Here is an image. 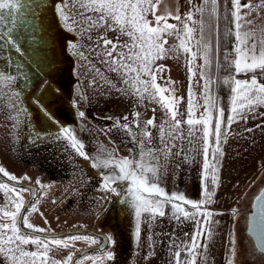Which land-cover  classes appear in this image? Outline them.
Here are the masks:
<instances>
[{"label": "rangeland", "instance_id": "1", "mask_svg": "<svg viewBox=\"0 0 264 264\" xmlns=\"http://www.w3.org/2000/svg\"><path fill=\"white\" fill-rule=\"evenodd\" d=\"M193 3L199 5L200 0H193ZM26 5L27 3H25L22 12L28 18L29 15L27 16V13L24 12ZM167 6L174 12L178 10L181 17L191 7L189 0H167ZM168 22L178 23L174 19H170ZM71 32L78 36V41L75 42L77 48H72L71 43H69L68 50L76 61V74L80 79L81 89L83 90L81 92L80 88H76L73 97V104L77 105V107L73 106L74 110L79 109L77 111L78 117L76 116L77 125L61 124L58 121L56 125L58 127L50 133H37L26 129L20 123V120H22L19 116L20 108L14 107L10 100L7 103L6 99L0 95V168H3L9 175L15 176L18 181L29 179L39 181L37 179L43 177L49 179L47 185H45L47 188L46 193H49V195L44 197L40 205L38 203L35 207L33 206L36 209L33 212L35 220L31 223L28 220V213L26 215L28 222L35 228L45 230L40 233L49 235L79 229L102 231L109 236L112 244L105 255L99 256L92 263L89 261L92 255H87L83 260H79L77 264H176L174 254L177 251L180 252V264H191L193 254L189 253L185 246L191 244L192 238L198 230H203L204 234L197 237V242L201 247L195 249L196 264L199 262L203 243L209 246L211 250L206 253L202 264H216L223 254L224 264H230V262L231 264H237V262L239 264H264V256L253 255L251 247H248L243 241H238L233 245L232 235H229L228 241L222 243L224 238L222 235H219V238L217 234L212 232H210V236L208 233L206 234L209 228H215L220 224L217 220L222 216L221 213L213 212L216 203V194L213 190L216 180L214 183L213 176L217 177L218 160L220 159V157L215 158V160L212 158L213 148L217 146L214 147L213 136L209 138L211 147H209L208 162L210 167L208 169L204 168L205 158L202 153V142L196 139L202 133L196 131L191 138L192 142L189 143L187 125L182 126L184 139L176 140L177 147L172 148V153L181 152V154L169 155L166 160L160 161L161 174L157 180L160 187L170 196L172 194L183 195L185 200L197 204L198 208H193L190 204H183L185 210L196 214L195 219L186 220L181 216L180 220H174L171 205L165 204L164 211L166 215L164 217L150 219L147 213H142L139 221L131 205V196L127 193L124 183L112 185V187H116V191H109L104 187L103 177L105 173L103 170L92 168L90 162L81 157L71 147V141L64 136L63 132H60V139L55 138L61 126L67 127L73 136L84 145L83 151L93 158L100 153L102 148L114 153L116 158H131L139 151V146L133 141L129 133L122 130V124L111 128L108 123L97 122L93 116V111L102 102H131L137 106L139 111V132L143 133L145 122L155 117L156 127L148 126L147 129L152 134L151 143L154 148L158 147L163 150L165 147L164 142L160 140L161 133L159 130L160 126L164 125V122L168 119L165 109L155 100L150 99L147 93L144 94L142 99L133 95L129 86L124 84L121 75L109 71L107 65L102 64L99 59L92 57L89 61L80 58L79 52L84 51L86 55L88 54V35L95 39L100 30L94 29L84 36H81L79 30ZM22 33V35L26 34V28L22 30ZM173 43H177V41L174 37H169L168 44ZM10 51L7 48L0 51V71L17 75L20 78L18 82L27 85L28 80L25 77L29 76L30 69H26L24 60L16 58ZM189 59H191L190 54L173 52L157 60L156 65H162L164 68L162 72L157 73V83L169 89L168 92L164 93L165 97L174 95L177 99L183 98L177 105L181 113L186 112L187 100L189 99L188 90L191 86L194 93L192 98L197 105L195 116L199 118L205 111L202 95L203 81L200 76V65L203 61L197 55L194 62L189 65ZM22 64L24 66L18 70L17 66ZM92 65H95V68L100 71H95ZM190 66L193 68L195 75L188 71ZM21 70L23 72L20 74ZM211 75L214 78L212 72ZM141 78L148 79L147 76ZM213 84H210L209 87L210 95L214 98L212 93ZM4 90L6 88L0 86L1 94ZM81 107L85 109L80 110ZM12 108L15 110H11ZM80 112H84L85 115L81 117ZM217 116L218 112L215 117L214 109L211 121L212 130H214V121L216 122L215 118ZM164 126L167 127V125ZM199 127L197 126V128ZM87 130H89V133H87ZM37 134L43 135L41 138H37ZM224 136L225 133L222 134L223 140ZM221 139L219 140V147L222 142L220 156L223 146ZM118 149L119 153L117 152ZM161 156H163V151ZM213 164L215 169L211 167ZM25 167H33L31 169L33 173L30 169H22ZM19 170L31 171V173L20 176ZM262 174L264 175V168ZM259 185L261 183L257 186L254 185L255 188L251 193L256 192ZM2 196L4 197L3 201L0 202V224H10V217L3 216L4 211H15L14 204L10 203L9 199L17 200L18 197H22L25 203L27 197L25 191L17 190L14 193L11 189L7 191V194L4 191ZM68 197H71L72 200L73 198H83L88 206L83 205L82 208H75L66 212L65 202ZM248 204V200H245L236 209L249 208ZM207 213H211V215L207 216L206 219ZM137 225L139 226L138 235ZM60 240L62 241L60 246L49 243L50 250L47 264H69L70 261L67 260V257L72 256L78 249L87 248L92 241V239H84V237L80 239L63 238ZM24 247L29 251H37L36 246L31 244ZM233 248H235V255H233ZM40 251H43V249H40ZM238 251L241 256H238ZM109 253L112 254L110 260L107 258ZM221 263L219 262V264ZM0 264H10V260L0 255Z\"/></svg>", "mask_w": 264, "mask_h": 264}, {"label": "snow or ice", "instance_id": "2", "mask_svg": "<svg viewBox=\"0 0 264 264\" xmlns=\"http://www.w3.org/2000/svg\"><path fill=\"white\" fill-rule=\"evenodd\" d=\"M27 2L28 0H0V51L6 48L13 50L22 61L28 55V49L24 47L21 38L22 30L28 27V21L22 12ZM40 2L42 3V0ZM228 2L231 4V8L226 9L224 19L229 20L232 25L228 30V35L233 38V43L232 50L226 51L224 54L225 70L230 71L234 68L236 75L253 74L249 79L244 80L236 79L235 75H230L222 81L230 87L232 93L230 98L232 115L228 117V126H230L238 118L247 120L249 114L255 118L257 109L264 107V83L255 75L258 70L264 72V25L257 23V20L261 19V11H264V0H260L256 4L251 3V0L244 4L241 3V0H228ZM189 4L191 7L183 17L178 10L174 12L167 6V0H59L54 5L58 19H62L63 25L68 31L79 30L81 36H84L94 29L103 30L95 39L88 35V54L81 51L79 52L80 58L89 61L92 57L99 59L102 64L107 65L109 71L121 75L124 84L129 86L133 95L142 99L147 93L150 99L155 100L165 109L168 119L164 125L167 127L161 125L159 129L160 140L165 144L163 150L153 147L152 134L147 130L148 126L156 127L155 117L145 122L143 133L139 132V113L135 114L136 119L132 124L127 122V117L122 118L124 121L122 127L139 146V151L131 158H116L114 153L103 148L93 158L83 151L84 145L73 136L67 127L61 126L55 136L56 139H60V132H63L64 136L71 141V147L81 157L88 160L92 168L104 171V187L109 191H116V187H112L114 184L124 183L126 185V191L131 196V205L138 221L142 213H147L150 219L164 217L166 215L165 204L171 205L174 220H180L181 216L186 220L195 219L196 214L185 210L183 204H190L193 208H198L197 204L185 200L183 195L172 194L170 196L157 182L161 174L160 161L166 160L169 155L181 154V152L172 153V148L177 147L176 140L184 139L183 125L188 126L189 143L192 142L191 138L196 131L202 133L196 139L202 142L205 169L210 167L208 162L209 147H211L210 137H215L217 145L213 149V159H215V153L219 151L223 109L216 105L215 99L210 95L209 86L216 83L211 75L213 63L215 62L218 68L221 64L218 37V24L221 18L220 0H200L199 5L193 3V0H189ZM36 6L39 7V3ZM243 9L248 11L242 14ZM253 12L256 13L255 17L246 18L252 16ZM170 19H174L178 23H169ZM109 32L114 34V38L109 37ZM121 37H126V39H121ZM169 37H174L177 43L169 45ZM214 37L215 58L213 57ZM33 43H35L34 39ZM71 47L75 49L77 44L71 43ZM173 52L190 54L189 65L194 62L197 55L203 61L200 65V76L203 81L202 95L205 111L199 118L195 116L197 105L192 98L194 93L191 86L188 90L189 99L186 112L181 113L177 105L183 98L177 99L174 95L165 97L164 93L169 89L157 83V73L162 72L164 68L162 65H156V61ZM33 63L35 67L32 64H28L27 67L36 75H40L42 70L39 63L35 61ZM23 66V64L19 65L17 69L19 70ZM92 68L97 72L100 71L95 68V65H92ZM188 71L195 75L191 66L188 67ZM142 76H147L148 79L144 80L141 78ZM17 80V75L0 71V86L7 88L16 84ZM48 87H50V82L46 77H42L39 90H45ZM56 91L59 92V89ZM15 95L18 97L20 93L16 92ZM34 103L48 118L58 124V121H55V118L41 104L39 98H36ZM214 109L218 112V116L213 131L211 121ZM79 115L83 117L85 113L80 112ZM259 115L264 116V113ZM116 123L120 124V121L118 120ZM197 126L200 127L197 128ZM261 126L257 125V127ZM247 131H251V129H247ZM42 135L37 134V138H41ZM162 151L163 156H161ZM211 167L215 169L214 164ZM0 173H3V176L7 177L9 181L17 179L15 176L9 175L3 168H0ZM215 180L216 177L213 176L214 183ZM9 187L7 183L0 184V189L5 190V194ZM11 191L15 193L17 189L13 186ZM19 191L31 190L20 189ZM255 199L260 201V220L258 224L253 225L252 230L259 231L262 235L253 255L264 256V198L258 195ZM9 202L14 204L15 211L3 212L4 217H10L11 223L0 224V255L9 259L10 264H47L49 243L60 246L62 241L55 238L49 240L40 236H32L30 232H22L18 226L17 218L24 207L23 199L22 197H18L17 200L10 198ZM210 215L211 213H207L205 218L207 219V216ZM20 224L23 225V228L31 229L34 232L45 231L35 228L28 222L26 216L21 218ZM138 234L139 226L137 225ZM203 234V230H198L193 236L191 244L185 246V249L193 254L191 264H195V249L201 247L197 242V237ZM208 235L210 236V233ZM80 238L71 237L70 239ZM84 239L88 238L84 237ZM91 242L96 243L95 240ZM29 244L36 246L37 251L26 250L24 246ZM232 244L235 245L234 238ZM232 251L235 255V248ZM174 255L176 264H180V252L177 251ZM107 258L112 259V254L109 253ZM67 260L72 261V256L69 255Z\"/></svg>", "mask_w": 264, "mask_h": 264}, {"label": "water", "instance_id": "3", "mask_svg": "<svg viewBox=\"0 0 264 264\" xmlns=\"http://www.w3.org/2000/svg\"><path fill=\"white\" fill-rule=\"evenodd\" d=\"M58 2L59 0H42V3L40 0H28L26 8L24 9V12L27 13V16L29 15L28 18H26L28 21V27L26 28V34L22 35L21 37L24 47L28 49V55H26L23 60L25 62L24 65L26 69H28V64H32L33 67H35V64L33 63V61H35L39 63L40 69L42 71L40 75H36L34 72L29 71L27 85L20 84L18 82L20 78L18 77V84L16 83V85H10L8 89L2 92L6 96L8 92L11 104L15 105L17 109L20 108L19 113L22 119L20 120V123H22L26 129L33 130L37 133H40L42 130L47 129L50 126V128L55 129L58 127L56 126L57 123L48 118L41 108L36 103H34V97L39 91V84L42 77L47 78V80L50 82V87L45 90H41L37 98H39L41 104L48 110V113H50L51 116L61 124L67 122L77 125L78 123L76 119L77 115L73 107V97L76 88H80L81 92L83 90L81 89L80 79L76 74V61L74 60L73 56L70 55L68 50V44L78 41V36L77 34L68 31L63 25L62 19H58L54 6ZM38 3L39 7L36 6ZM102 31L103 30H100L99 34ZM108 35L110 38H114L113 33L109 32ZM33 39L35 43H33ZM121 39H124V37H121ZM11 51L10 52L12 55H15L16 58H20L13 50ZM22 72L23 70H21L20 74ZM56 89H59V92H57ZM16 92L20 93L18 97L13 95ZM6 96H2V98H8V96ZM97 107V113L93 112V116L97 122L108 123L111 128L118 125L116 123L118 120L120 121V124L123 125V117H127V122L131 124V122L136 118L135 114L139 112L137 106L131 102L121 103L116 101H106L100 103ZM11 110L15 109L12 108ZM122 130L125 131L123 127ZM117 152L119 153V149ZM32 168L33 167H25L22 169L31 170ZM31 171L33 172V170ZM0 178L3 182L9 185L31 190L30 198L19 214L18 226L21 228L22 232H30L32 236H40L41 238L48 239H57L76 233L96 234L94 231H66L59 234L49 235L32 232L23 228V225L20 224V220L23 218L27 207L33 200V191L36 189V187L13 183L2 176H0ZM258 195L264 198V184L254 196L247 218L246 233L252 240L255 249L256 245L260 242L262 235L259 231L252 230L253 225L258 224L260 220V201L255 199ZM68 199L72 198L68 197ZM82 207L83 205L81 206L79 204L76 206L75 200L72 202L71 206H67L65 202L66 212ZM97 234L103 239V242L100 247L95 249L103 252L106 250L109 244L108 238L104 234ZM87 251H83L76 255L72 259L71 264H74L75 260L86 254Z\"/></svg>", "mask_w": 264, "mask_h": 264}, {"label": "crops", "instance_id": "4", "mask_svg": "<svg viewBox=\"0 0 264 264\" xmlns=\"http://www.w3.org/2000/svg\"><path fill=\"white\" fill-rule=\"evenodd\" d=\"M249 2L250 0H241L242 4ZM259 2L260 0H251L253 4ZM247 11V9H243L242 14ZM260 15L261 19L257 20V23L264 25V11H261ZM255 16L256 13L253 12L252 16L246 18L251 19ZM243 75L245 74L237 75L236 79L244 80L251 77ZM260 113H264V107L257 109L255 118L249 114L247 120L238 118L230 126H228L227 119L221 156L218 162L216 183L213 189L214 194H216L215 210L213 212L221 213L222 216L217 220L220 224L215 228H209L206 232V234L215 233L219 238V235H222L224 237L222 243L228 241L229 235H232L231 239L233 240L234 238L235 243L243 241L248 247H251L252 253L256 249L246 233L247 218L252 200L261 185L264 184V175L262 174L264 168V116L259 115ZM229 115H232L231 106ZM257 125L262 126L257 127ZM247 129H251V131H247ZM259 183L261 185H259L256 192L251 193L255 188L254 185L257 186ZM250 193L251 195L249 196ZM245 200H248L249 208L237 210V206ZM206 238L207 236L205 241ZM203 244L198 264H202L206 253L211 250L209 246L205 243ZM239 255L241 256L238 251ZM223 256L219 258L220 261L217 260L216 264H219V262L224 264ZM237 264L239 263L237 262Z\"/></svg>", "mask_w": 264, "mask_h": 264}, {"label": "flooded vegetation", "instance_id": "5", "mask_svg": "<svg viewBox=\"0 0 264 264\" xmlns=\"http://www.w3.org/2000/svg\"><path fill=\"white\" fill-rule=\"evenodd\" d=\"M6 89H8V87L6 88ZM40 91L41 90H39L38 91V93L35 95V97H34V100L38 97V94L40 93ZM0 95L1 96H3L4 94L2 93H0ZM6 96V95H5ZM7 96H8V98H5L6 99V102L8 103V101H9V94H8V92H7ZM6 96V97H7ZM73 106H75V107H77V105L76 104H73ZM45 108V107H44ZM83 109H85L84 107H81L80 108V110H83ZM75 112H76V115L78 116V112L77 111H79V109H75L74 110ZM47 112H48V110H47ZM94 113H97L96 112V110L95 111H93ZM93 113V114H94ZM19 116H21L20 115V113H19ZM69 121H71L70 119H68ZM67 123V122H66ZM51 127V126H50ZM50 127H48L47 129H45V130H42L40 133H50L51 131H53L55 128H50ZM39 133V132H38ZM87 133H89V130H87ZM91 134V133H90ZM90 134H88V135H90ZM14 153V152H13ZM36 169V168H35ZM36 170H38L39 171V169H36ZM19 173H20V176H25L27 173H31V171H26V170H19ZM33 173V172H32ZM0 176H2V177H4V178H6L7 180H8V178L7 177H5V176H3V173H0ZM24 179H26L25 177H24ZM37 180H39V181H34V180H31V179H29V180H22V181H18V180H15V181H11V182H13V183H17V184H24V185H31V186H35L36 187V189L33 191V200L30 202V204H29V206L27 207V209H26V211H25V213H24V215H23V217L24 216H26L28 213V220L29 221H31V223H33L34 222V220H35V214L33 213L36 209H34L33 208V206L35 207L36 205H38V203H39V205H40V203H41V201L44 199V197H47L48 195H49V193H46L47 192V188L45 187V185H47V183H48V181H49V179H48V177H43V178H39V179H37ZM2 183H5V182H3L2 181V179L0 178V184H2ZM10 187H9V189L7 190V191H10V189L13 187V185H9ZM15 187V186H14ZM17 190H20V189H27V188H19V187H15ZM5 190H3V189H0V202H2L3 201V197L4 196H2V194H3V192H4ZM25 194H26V197L27 198H25V203H24V205L26 204V202L29 200V198H30V191H25ZM75 200V205L77 206L78 204L79 205H88L84 200H83V198H80V199H74ZM74 200H72V199H68L67 201H66V204H67V206H71L72 205V202L74 201ZM78 203V204H77ZM33 208V209H32ZM22 209H23V207H22ZM21 209V210H22ZM18 219H19V216H18V218H17V223H18ZM27 230H29V231H32L31 229H27ZM71 231H78V232H82V231H89V230H79V229H77V230H71ZM32 232H34V231H32ZM63 232V231H62ZM62 232H57V234H59V233H62ZM37 233H40V232H37ZM94 233H96V234H93V233H76V234H71V235H66V236H63V237H61V238H57V239H63V238H71V237H87V238H90V239H92V240H95L96 241V243H90V244H88V247L86 248H83V249H78V251H76L73 255H72V259L76 256V255H78L79 253H81V252H83V251H87V250H89V251H87V253L86 254H84V255H82L81 257H79V258H77L76 260H75V262H74V264H77V262L79 261V260H83L87 255H92V256H90L91 257V259L89 258V261H90V263H92L93 261H95L99 256L101 257V256H103V255H105L109 250H110V247H111V244H112V242H111V240H110V238H109V236L108 235H106L105 233H103L102 231L100 232V231H94ZM97 233H101V234H104L105 236H107V238H108V242H109V244H108V246H107V248H106V250L105 251H103V252H100L98 249H95V248H98V247H100L101 246V244H102V242H103V239L97 234ZM42 234H44V233H42ZM83 243V242H82ZM77 246V245H76ZM69 264H71V261L69 262ZM84 264H86V263H84Z\"/></svg>", "mask_w": 264, "mask_h": 264}, {"label": "trees", "instance_id": "6", "mask_svg": "<svg viewBox=\"0 0 264 264\" xmlns=\"http://www.w3.org/2000/svg\"><path fill=\"white\" fill-rule=\"evenodd\" d=\"M231 8V4L228 2V0H220V20L218 24V37H219V60L221 62L219 68L216 66L215 62L213 63V66L211 68V72L214 74V78L216 80V83L213 84L212 88V93L214 95V99L216 102V105L219 108L223 109V117L222 121L223 123L221 124V137L222 134H224L226 131V124H227V119L228 115L230 112V106H231V91L230 87L225 85L222 81L225 77H228L230 75H235V78L237 75L235 74L234 68L231 69L230 71L225 70L224 67V54L226 51H231L232 50V43H233V38L228 35V30L232 25L230 24L229 20L224 19V15L226 13V9ZM213 53H214V58L216 57V48H215V37L213 39ZM253 75L252 73L243 75V76H251ZM257 78L264 83V72L257 71L255 73ZM217 115V111L215 110V117ZM216 120V118H215ZM216 122L214 121V128H215ZM214 131V130H213ZM223 141V138L221 139ZM213 142H214V147L216 146L215 143V137L213 136ZM222 145V142L220 144V147ZM217 147V146H216ZM215 147V148H216ZM219 147V145H218ZM220 147L219 151L215 153V158L218 159L220 157ZM214 149V148H213ZM215 160V159H214ZM219 161V160H218ZM208 186H209V180H208ZM214 189V187H213Z\"/></svg>", "mask_w": 264, "mask_h": 264}]
</instances>
